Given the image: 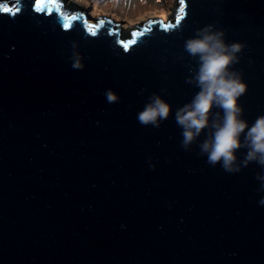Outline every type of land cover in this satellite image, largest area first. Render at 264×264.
<instances>
[{"label":"water","instance_id":"water-1","mask_svg":"<svg viewBox=\"0 0 264 264\" xmlns=\"http://www.w3.org/2000/svg\"><path fill=\"white\" fill-rule=\"evenodd\" d=\"M55 2L0 3V264H264L261 167L208 165L207 130L186 151L174 118L199 91L185 40L208 24L244 45L242 118L264 115V0H185L178 23L171 0L136 35ZM153 92L159 128L137 120Z\"/></svg>","mask_w":264,"mask_h":264},{"label":"clouds","instance_id":"clouds-1","mask_svg":"<svg viewBox=\"0 0 264 264\" xmlns=\"http://www.w3.org/2000/svg\"><path fill=\"white\" fill-rule=\"evenodd\" d=\"M7 1L0 0V3ZM79 8L90 18L84 8ZM152 18L161 19L149 14L131 32L148 26L150 21H158ZM93 20L110 21L117 31L121 25L102 14ZM73 48L71 66L74 70H82V56L75 46ZM243 48L244 45L239 42L226 43L225 32L212 24L196 29L194 36L185 40L184 50L197 64L194 72L189 68L191 74L186 77L185 83L194 85L199 91L190 102L176 109L174 118L182 129L181 147L184 150H189L202 131L207 130L206 138L198 144V155L206 156L208 165L215 167L220 164L230 174L239 173L251 162L257 163L261 167V172L255 177L260 182L258 191L264 192V115L258 116L251 126L242 118L243 107L238 100L246 93L247 85L242 80V73L232 69L233 65L239 63L238 53ZM143 92L144 89H141V94ZM104 95L109 104L119 101L112 89H106ZM213 109L217 111L213 112ZM169 114V103L153 92L143 110L137 114V120L143 126L159 128ZM240 149H246L243 159H238L236 155ZM154 167L150 164V168ZM258 203L264 206V196Z\"/></svg>","mask_w":264,"mask_h":264},{"label":"rangeland","instance_id":"rangeland-1","mask_svg":"<svg viewBox=\"0 0 264 264\" xmlns=\"http://www.w3.org/2000/svg\"><path fill=\"white\" fill-rule=\"evenodd\" d=\"M84 8L90 18L104 15L120 22L119 31L130 33L149 14L164 16L171 0H70Z\"/></svg>","mask_w":264,"mask_h":264},{"label":"snow or ice","instance_id":"snow-or-ice-1","mask_svg":"<svg viewBox=\"0 0 264 264\" xmlns=\"http://www.w3.org/2000/svg\"><path fill=\"white\" fill-rule=\"evenodd\" d=\"M42 2L43 3H55V0H36V4H37L38 9H39V7H40V5H41ZM184 3H185V0H179L180 8L178 9V13H177V17H176L177 23L181 19V15L180 14L183 13V11H184ZM0 11H3L5 13H8V12H11L12 9L9 8V7L0 5ZM76 18L77 17H75V16H66L64 18L65 19V23L63 25L64 28L65 29H68L69 28V24L67 23V21L69 19L75 20ZM103 23H105V21H98L97 22L98 25L103 24ZM108 23H110V21ZM149 23H154V22L150 21ZM90 27H91V25H90ZM165 27H167V26H165ZM133 35H136V33L134 32ZM129 43H131V42H129ZM124 47L127 48L128 47V44H125Z\"/></svg>","mask_w":264,"mask_h":264},{"label":"bare ground","instance_id":"bare-ground-1","mask_svg":"<svg viewBox=\"0 0 264 264\" xmlns=\"http://www.w3.org/2000/svg\"><path fill=\"white\" fill-rule=\"evenodd\" d=\"M156 17H160V18H162L163 16H161V15H157Z\"/></svg>","mask_w":264,"mask_h":264}]
</instances>
